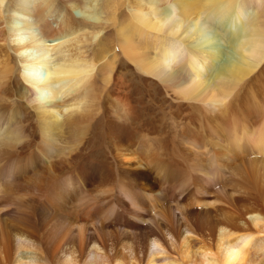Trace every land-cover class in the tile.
Instances as JSON below:
<instances>
[{"label":"bare ground","instance_id":"1","mask_svg":"<svg viewBox=\"0 0 264 264\" xmlns=\"http://www.w3.org/2000/svg\"><path fill=\"white\" fill-rule=\"evenodd\" d=\"M0 264H264V0H0Z\"/></svg>","mask_w":264,"mask_h":264},{"label":"rangeland","instance_id":"2","mask_svg":"<svg viewBox=\"0 0 264 264\" xmlns=\"http://www.w3.org/2000/svg\"><path fill=\"white\" fill-rule=\"evenodd\" d=\"M208 37H214V33L212 32V34H211V32H209L208 33ZM217 45L219 46V48H221V49H225L226 48V43H225V41H223V40H220V41H218L217 42ZM223 47V48H222Z\"/></svg>","mask_w":264,"mask_h":264}]
</instances>
